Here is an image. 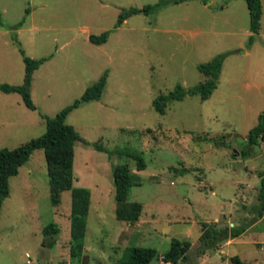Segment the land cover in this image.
I'll return each mask as SVG.
<instances>
[{"label": "rangeland", "instance_id": "374dc122", "mask_svg": "<svg viewBox=\"0 0 264 264\" xmlns=\"http://www.w3.org/2000/svg\"><path fill=\"white\" fill-rule=\"evenodd\" d=\"M159 1L0 0V84L22 82L18 48L30 58H46L32 72L33 110L19 94L0 91V148L41 135L45 116L78 99L105 73L100 97L65 117L88 142H74L72 160V185L89 192L82 250L69 254L70 191L50 205L43 151L35 149L8 178L0 206V264H115L128 245L155 249L149 264H170L160 257L171 239L189 242L187 259L178 264H232L234 255L243 264H264V211L261 221L249 223L264 143L250 155L240 153L264 110V0L249 46L244 0L169 3L115 27L122 9ZM103 31L104 43L88 40ZM223 52L228 54L207 99L186 94L168 102L163 114L153 110L157 95L202 81L196 65ZM134 152L142 156L143 170L128 155ZM117 164L131 174L127 200L142 207L133 223L114 217L111 170ZM50 221L59 230L44 241L42 228ZM201 222L246 228L231 244L200 254Z\"/></svg>", "mask_w": 264, "mask_h": 264}, {"label": "trees", "instance_id": "16d2710c", "mask_svg": "<svg viewBox=\"0 0 264 264\" xmlns=\"http://www.w3.org/2000/svg\"><path fill=\"white\" fill-rule=\"evenodd\" d=\"M186 0H160L154 5H145L141 8L130 7L122 9L117 15L115 27L119 26L128 16L133 14H148L161 6L172 3L177 4ZM206 3L207 0H199ZM248 12V29L250 34L247 38L249 46L253 41V34L259 30V19L261 15L260 0H244ZM17 23L15 27L19 26ZM108 31H103L99 35H89L88 40L93 44L104 43L107 39ZM24 64L22 82L18 85L7 83L0 84V91L5 93H17L21 97L23 104L33 110L35 107L30 99L29 87L32 72L46 60L45 57L33 59L26 56L21 48H18ZM228 53L223 52L215 55L210 60L198 63L196 70L204 76V79L191 87L184 88L177 84L172 91L166 94L157 95L151 102L155 112L163 114L166 104L173 100H180L186 94L197 95L200 100L207 99L216 87L218 75L223 59ZM105 84V73L99 79L86 87L78 99L66 105L52 117H44L45 129L43 133L35 138L18 145L15 148H0V206L2 200L8 195V178L15 175L18 168L29 158L32 151L41 149L43 151L47 183L48 197L51 206H56L60 202V193L64 190L70 191L69 205V254L72 257L79 255L83 246L86 216L89 206V192L83 187H74L72 172L73 145L75 141L88 143L82 139L73 127L65 123V117L69 111L76 108L81 102L97 100ZM259 143H264V110L257 115L256 123L248 129L245 135V149L241 150L242 155H250L252 148ZM99 151L111 154L112 151L105 149L98 143H91ZM135 161L137 171L145 167L144 160L139 153H128ZM112 182L114 187V217L118 221L127 223L136 222L141 212V204L137 201H128L127 196L130 187L133 185L129 168L126 164H117L111 170ZM259 188L256 194V203L251 206L254 217L249 223H254L262 216L264 210V170L259 175ZM245 226L218 224L217 222H201L200 234L198 236V252L203 254L208 249H216L220 243L239 236ZM59 228L55 222H48L42 228L44 241L46 238H53ZM189 242L186 240L171 239L167 251L160 260L164 263L178 264L185 263ZM155 255V249L137 245L124 247L120 258L115 264H149ZM232 264H243L236 256H230Z\"/></svg>", "mask_w": 264, "mask_h": 264}, {"label": "crops", "instance_id": "0c3cea01", "mask_svg": "<svg viewBox=\"0 0 264 264\" xmlns=\"http://www.w3.org/2000/svg\"><path fill=\"white\" fill-rule=\"evenodd\" d=\"M264 211V210H263ZM263 214V213H262ZM263 219V215L259 218V219H257L254 223H257V222H259V221H261ZM233 241V238L232 239H229V240H226V241H224V242H222V243H220V245L219 246H221V245H229V244H231V242ZM218 246V247H219Z\"/></svg>", "mask_w": 264, "mask_h": 264}]
</instances>
